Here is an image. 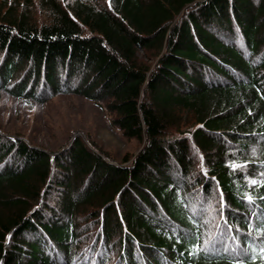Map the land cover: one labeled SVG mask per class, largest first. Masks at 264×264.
Returning a JSON list of instances; mask_svg holds the SVG:
<instances>
[{
  "label": "trees",
  "instance_id": "trees-1",
  "mask_svg": "<svg viewBox=\"0 0 264 264\" xmlns=\"http://www.w3.org/2000/svg\"><path fill=\"white\" fill-rule=\"evenodd\" d=\"M37 2L46 22L0 1V92L104 102L143 145L115 163L91 139L50 153L0 135V264H247L264 240L248 186L264 180V0Z\"/></svg>",
  "mask_w": 264,
  "mask_h": 264
},
{
  "label": "rangeland",
  "instance_id": "rangeland-1",
  "mask_svg": "<svg viewBox=\"0 0 264 264\" xmlns=\"http://www.w3.org/2000/svg\"><path fill=\"white\" fill-rule=\"evenodd\" d=\"M33 1V16L39 22H46L47 12L37 0ZM113 119L104 102L77 94H59L45 103H34L0 92V135L24 139L50 153L68 147L74 138L81 137L97 143L115 163H120L125 155L137 154L143 143L126 135Z\"/></svg>",
  "mask_w": 264,
  "mask_h": 264
},
{
  "label": "snow or ice",
  "instance_id": "snow-or-ice-1",
  "mask_svg": "<svg viewBox=\"0 0 264 264\" xmlns=\"http://www.w3.org/2000/svg\"><path fill=\"white\" fill-rule=\"evenodd\" d=\"M201 160V168L204 172V175L207 176V170L203 166V157H200ZM228 167L230 170L235 173L237 170L245 171L248 167V163H238L237 161H231L229 162ZM261 177H264V172L260 173ZM248 186L249 187H264V180L260 179H253V178H248ZM215 191L219 192V186L217 185ZM220 194V204H221V211L225 207L224 202H223V193L219 192ZM244 198L249 202V204L254 202V198L252 195L245 194ZM261 199H264V196L260 197ZM225 223H228V220L225 219ZM259 236L264 237V225L260 226L258 229ZM251 235V233H249ZM233 240L236 239V237H232ZM210 242L206 241L205 245L207 246ZM216 243H219L221 245L225 244L224 240H219L216 241ZM215 245H213L214 247ZM251 249V251H249ZM199 250V246L197 245V251ZM235 251V249H234ZM244 254V256L247 257V264H256L257 261H259V264H264V240H262L261 244L258 246H253V245H248V247L244 248L241 250ZM237 264H245V261L243 259H240L237 261Z\"/></svg>",
  "mask_w": 264,
  "mask_h": 264
}]
</instances>
